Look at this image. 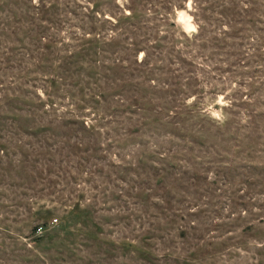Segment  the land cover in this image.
<instances>
[{
	"label": "rangeland",
	"instance_id": "obj_1",
	"mask_svg": "<svg viewBox=\"0 0 264 264\" xmlns=\"http://www.w3.org/2000/svg\"><path fill=\"white\" fill-rule=\"evenodd\" d=\"M0 264H264V0H0Z\"/></svg>",
	"mask_w": 264,
	"mask_h": 264
},
{
	"label": "trees",
	"instance_id": "obj_2",
	"mask_svg": "<svg viewBox=\"0 0 264 264\" xmlns=\"http://www.w3.org/2000/svg\"><path fill=\"white\" fill-rule=\"evenodd\" d=\"M55 221H57L58 222V220L56 219ZM50 226V222H49V224H42L41 226H40V228H37V232H39V230H44V229H47L48 227Z\"/></svg>",
	"mask_w": 264,
	"mask_h": 264
},
{
	"label": "built area",
	"instance_id": "obj_3",
	"mask_svg": "<svg viewBox=\"0 0 264 264\" xmlns=\"http://www.w3.org/2000/svg\"><path fill=\"white\" fill-rule=\"evenodd\" d=\"M40 232L42 233V230H40Z\"/></svg>",
	"mask_w": 264,
	"mask_h": 264
}]
</instances>
